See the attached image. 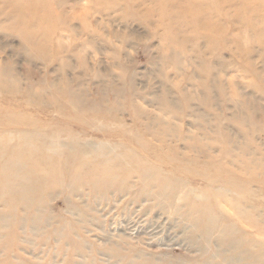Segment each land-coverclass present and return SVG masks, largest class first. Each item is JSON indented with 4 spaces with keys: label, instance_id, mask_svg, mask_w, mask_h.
Segmentation results:
<instances>
[{
    "label": "rangeland",
    "instance_id": "1",
    "mask_svg": "<svg viewBox=\"0 0 264 264\" xmlns=\"http://www.w3.org/2000/svg\"><path fill=\"white\" fill-rule=\"evenodd\" d=\"M35 1L29 44L0 14V264H264V0Z\"/></svg>",
    "mask_w": 264,
    "mask_h": 264
},
{
    "label": "bare ground",
    "instance_id": "2",
    "mask_svg": "<svg viewBox=\"0 0 264 264\" xmlns=\"http://www.w3.org/2000/svg\"><path fill=\"white\" fill-rule=\"evenodd\" d=\"M26 4L23 2V0H9L5 6L0 7V14L4 15L10 20L15 19H21V26L16 28L18 32L23 35V44H29L34 38V36H39V29L36 26V22L38 19L39 14H37V10L40 7V4L36 2L35 0H25ZM27 30H30L28 32ZM27 34V36H25ZM28 34H31V36H28ZM41 47L34 46L33 50L34 52H38V54H41L42 56H46L45 52V40L41 39ZM31 56V54H30Z\"/></svg>",
    "mask_w": 264,
    "mask_h": 264
}]
</instances>
